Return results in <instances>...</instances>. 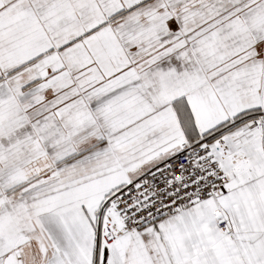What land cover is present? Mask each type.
I'll return each mask as SVG.
<instances>
[{
    "label": "snow or ice",
    "instance_id": "6c2138e0",
    "mask_svg": "<svg viewBox=\"0 0 264 264\" xmlns=\"http://www.w3.org/2000/svg\"><path fill=\"white\" fill-rule=\"evenodd\" d=\"M0 264H264V0H0Z\"/></svg>",
    "mask_w": 264,
    "mask_h": 264
}]
</instances>
